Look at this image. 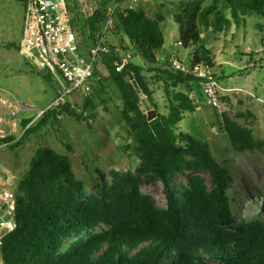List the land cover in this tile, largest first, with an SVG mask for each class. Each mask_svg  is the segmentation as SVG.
Listing matches in <instances>:
<instances>
[{"label":"trees","instance_id":"trees-1","mask_svg":"<svg viewBox=\"0 0 264 264\" xmlns=\"http://www.w3.org/2000/svg\"><path fill=\"white\" fill-rule=\"evenodd\" d=\"M13 1L23 7L27 0ZM92 1L95 9L83 17L77 11V1L68 0L85 48L98 34L107 7L121 2ZM203 1L179 2L180 9L172 18L177 24V42L192 48L186 65L204 64L212 69L215 63L203 44V33L209 28L219 31L231 19L221 16L218 0L206 6ZM223 2L236 22L252 14L264 16V0ZM116 16L111 34L123 32L137 55L157 65L142 67L129 59L116 72L112 58L103 56L106 68H95L99 78L94 94L83 97L79 113L69 103L62 111L91 128L89 121L96 119L98 106L95 100L104 103L100 94L109 83L122 103L121 118L139 152V164L134 172L104 173L97 169L99 182L87 196L83 181L73 173L70 157L42 144L41 131L49 126L66 136L60 130L56 111L45 112L20 140L8 146L18 147L30 136L36 139L28 167L17 183L16 227L2 240V264H264V220H238L230 206L229 190L234 182L230 171L212 154L207 141L172 129L186 112L193 113L197 108L190 95L193 91L199 90L205 98L199 80L172 69L168 60L158 65L164 43L159 26L162 16L151 18L144 10L123 5ZM118 42L122 49H129L122 37ZM151 73L162 85L167 114L157 111L150 88ZM37 74L52 82L46 73ZM149 110L156 112L150 121ZM29 121L22 119L20 125L24 127ZM221 125L235 152L264 145L250 129L227 115L221 114ZM60 141L70 149L65 140ZM199 171L207 173L209 180L197 174ZM178 176L186 178L185 185L176 183ZM158 182L163 185L165 208L141 192L143 184Z\"/></svg>","mask_w":264,"mask_h":264},{"label":"rangeland","instance_id":"rangeland-1","mask_svg":"<svg viewBox=\"0 0 264 264\" xmlns=\"http://www.w3.org/2000/svg\"><path fill=\"white\" fill-rule=\"evenodd\" d=\"M76 1L77 11L83 17L89 16L96 7L92 0ZM182 1L121 0V3L135 10H144L151 18L161 15L159 26L164 43L158 59L176 56L183 66H188L186 64L191 58L192 48L175 46L179 37L177 24L172 18V13L180 9L179 2ZM212 2L213 0H204L203 5ZM217 10L223 18L231 19V23L224 25L219 31L212 28L205 30L203 44L210 50L214 60L212 71L219 77L221 87L229 92H222L223 105L221 111H218L207 105L199 90H195L192 98L197 108L193 113L186 112L184 118L172 129L175 133L182 131L207 141L212 154L230 171L234 177L229 190L230 206L238 220L250 221L256 217L264 220V145L261 149L235 152L221 125V114L227 115L239 125L250 129L256 139L264 141V16L252 14L236 22L225 8L223 0H218ZM73 16L75 18L76 14ZM22 17L23 8L19 3L0 0V97L42 109L55 97L56 87L53 82L38 75L37 71L40 70L36 63L26 61L17 50ZM119 37H122L132 53V63L142 67L157 65L148 64L137 55L123 32L111 34L109 41L117 43ZM149 76L152 78L150 88L155 92L157 111L167 114L165 106L168 103L165 101L164 104L162 101V85L153 73ZM105 86L100 94L104 103L99 104L95 100L98 106L96 119L89 121L91 128L83 120L64 115L60 119V130L65 137L51 126L41 131L44 146L70 157L73 173L83 181L87 196L94 192V187L99 182L97 169L104 173L110 170L134 172L139 164V152L128 136L121 118L122 103L112 86L109 83ZM74 100L71 103L79 113L81 99ZM60 140H65L70 149ZM35 144V137L30 136L18 147L0 149V161L14 171L17 180L27 169ZM197 174L206 181L209 180L207 173L199 171ZM176 183L185 185L186 178L178 176ZM141 192L152 196L160 208L166 207L163 185L160 182L152 186L143 184Z\"/></svg>","mask_w":264,"mask_h":264},{"label":"built area","instance_id":"built-area-1","mask_svg":"<svg viewBox=\"0 0 264 264\" xmlns=\"http://www.w3.org/2000/svg\"><path fill=\"white\" fill-rule=\"evenodd\" d=\"M139 1V0H135ZM122 6L114 2L107 7L104 22L93 43L85 48L81 31L73 23V11L69 9L68 0H27L23 5L21 37L18 51L26 61L35 62L40 71L50 76L56 87L55 97L42 109H36L23 102H12L0 97V142L1 148L20 140L25 131L47 111H56V118L61 119L65 113L62 107L71 101L94 94L98 76L96 67L106 68L103 56H110L116 72H120L132 53L122 49L119 42L111 43V35L116 24V13ZM175 45H180L177 42ZM174 70L183 71L201 83L202 93L207 105L221 111L222 92L214 72L204 64L183 66L175 57L169 58ZM30 121L22 127V119ZM12 138L10 141H6ZM18 180L14 171L0 161V264H2L1 246L5 235L16 227Z\"/></svg>","mask_w":264,"mask_h":264},{"label":"crops","instance_id":"crops-1","mask_svg":"<svg viewBox=\"0 0 264 264\" xmlns=\"http://www.w3.org/2000/svg\"><path fill=\"white\" fill-rule=\"evenodd\" d=\"M173 14V13H172ZM156 16V15H155ZM114 35H117V32H115V33H113ZM119 40H121V37H119ZM171 56H169L168 58H166V57H161V58H159L158 59V61H159V63H158V65H161V64H163V63H166L167 62V60H169V58H170ZM223 89H225V91L224 92H229V91H227L226 90V88H223ZM201 90V89H200ZM155 93V92H154ZM193 94H194V91L192 92ZM192 93L190 94L191 95V97H192ZM153 99L155 100V98H154V94H153ZM162 101L164 102V104H165V100L162 98Z\"/></svg>","mask_w":264,"mask_h":264},{"label":"water","instance_id":"water-1","mask_svg":"<svg viewBox=\"0 0 264 264\" xmlns=\"http://www.w3.org/2000/svg\"><path fill=\"white\" fill-rule=\"evenodd\" d=\"M155 117H156V112L154 110L147 111V120L148 121L152 120Z\"/></svg>","mask_w":264,"mask_h":264}]
</instances>
